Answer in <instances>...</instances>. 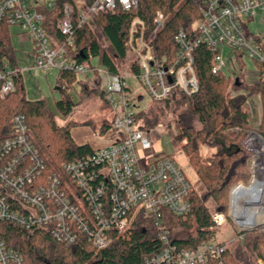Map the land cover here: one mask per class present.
Masks as SVG:
<instances>
[{"label":"built area","instance_id":"obj_1","mask_svg":"<svg viewBox=\"0 0 264 264\" xmlns=\"http://www.w3.org/2000/svg\"><path fill=\"white\" fill-rule=\"evenodd\" d=\"M192 1L200 3V17L192 24L197 35L191 37L182 28L175 32L173 41L178 52L171 64L156 56L152 45L144 39L143 21L139 18L131 21L127 47L139 72L123 76L93 64L92 60L79 62L68 54V48L74 44L71 5L65 4L59 23L66 40L54 45L44 29V13L39 9V5L51 9L52 1L0 0V24L18 27L26 34L32 43L33 67L43 72L70 71L77 80L93 86L97 76L112 112L105 143L93 145L92 153L80 159L51 166L49 170V156L38 146L24 116L15 115L10 134L0 138V221L8 220L29 230L45 228L64 244H71L83 235L95 248L102 249L109 244L112 231L124 234L131 221L140 217L150 222L162 244L157 253L145 259V264H207L210 259L221 260L228 249L226 241L211 238L195 249L179 248L171 241L162 209L175 216L187 215L191 211L189 197L195 187L172 156L155 150L157 132L139 126L132 103L136 95L126 81V77L134 78L155 101L169 98L174 90L187 95L197 92L199 81L193 50L199 44L217 52L213 73L226 70L228 54H224V49L232 58L238 54L264 62V29L252 32L248 25L261 16L264 26V0ZM137 4L138 0H93L80 9L79 25L90 23L98 12H113L117 7L132 10ZM164 22L165 16L157 11L153 36ZM25 69L12 65L6 56L0 59V98L15 91V77ZM231 76L234 80L235 76ZM263 79L264 75L261 77L264 82ZM249 110L246 108V113ZM242 144L251 152L246 161L250 177L231 186L229 210L233 188L239 183L247 185L256 175L260 184L246 195L241 210L250 214L254 206L255 212L264 214V137L251 128ZM211 217L216 227L227 223L222 212L217 211ZM234 228L240 240L241 231L263 229L264 218L243 229L234 222ZM0 264H24L22 255L1 236Z\"/></svg>","mask_w":264,"mask_h":264},{"label":"trees","instance_id":"obj_2","mask_svg":"<svg viewBox=\"0 0 264 264\" xmlns=\"http://www.w3.org/2000/svg\"><path fill=\"white\" fill-rule=\"evenodd\" d=\"M51 9H39L44 13V29L54 45L66 40L59 30V23L64 17V6H72V23L74 28V44L68 48V54L79 62L96 60V65L108 68L111 73H118L113 57L122 60L129 52L127 40L131 21L139 18L144 23V39L149 41L153 52L160 58H165L168 64L177 57V46L173 41L175 32L182 28L191 37L197 35L192 24L200 17V3L192 0H138L137 7L123 10L117 7L113 12L104 11L95 14L88 24L79 25L78 14L81 8L89 6L93 0H52ZM160 11L165 16L161 29L153 36L154 18ZM95 26V29L91 26ZM7 23L0 24V59L9 58L12 65H18L11 45L10 30ZM100 37L109 42L111 55ZM217 52L199 44L193 50V65L199 81L198 91L187 95L174 90L172 95L163 100L155 101L164 106L173 105L180 112L176 121L180 125V140H185L182 149L188 162L198 178L206 187V195L213 198L220 211L226 212L228 191L237 181H248L250 173L246 161L251 152L242 144L251 123L248 114L242 109L247 97L259 94L261 98L262 117L257 131L264 137V62H256L260 79L255 84H242L240 80L243 70L236 75L238 82L233 80L232 86L237 91H244L227 97L226 91L230 85L231 75L224 72H212L214 58ZM238 68H244L243 59L234 54ZM131 73L137 74L139 67L136 61L129 64ZM96 75V73H95ZM95 85L89 92L97 96L109 108L105 93L99 88V79L94 76ZM15 91L8 97L0 98V138L11 132V124L15 115L24 116L28 128L43 151L49 156L51 166H60L63 162H71L92 153L88 144H77L70 134V129L78 125H90L88 121H67L59 124L55 113L47 108L44 98L28 99L25 94L22 73L15 77ZM232 82V80H231ZM81 85L78 90L79 101L74 102L68 91L75 85ZM56 87L60 98L55 101L57 111L66 118L73 107L84 100L85 83L77 80L75 73L58 72ZM143 112L135 115L141 118ZM144 120H148L144 118ZM141 120L140 127L146 128ZM146 122V121H145ZM195 123L200 125L199 128ZM109 121L102 122L99 130L105 132ZM237 132L229 134V130ZM200 146L215 151L202 158ZM191 211L185 216H175L166 208L162 209L170 227V239L179 248L195 249L202 241L213 238L211 227L214 222L203 204V198L194 192L189 197ZM176 229L190 230L193 233L185 236L176 234ZM240 246L226 250L221 260L210 259L207 264H258L264 262V228L241 231ZM0 236L6 243L17 250L23 257L24 264H145V259L157 253L162 244L156 231L146 219L137 217L131 221V227L124 234L110 233L109 244L102 249L95 248L83 235H79L71 244L60 243L45 228L25 229L8 220L0 221ZM247 252V253H246Z\"/></svg>","mask_w":264,"mask_h":264},{"label":"rangeland","instance_id":"obj_3","mask_svg":"<svg viewBox=\"0 0 264 264\" xmlns=\"http://www.w3.org/2000/svg\"><path fill=\"white\" fill-rule=\"evenodd\" d=\"M39 3L48 2L52 0H37ZM76 3L80 4L81 0H75ZM91 22V20H90ZM249 29L252 32H256L257 30L263 31V21L261 16H257L255 21L250 22ZM91 26L95 29V26L91 23ZM10 38H11V45L13 47L14 55L17 60V64L19 67H29L28 70L22 71L23 83L25 94L28 99H39L44 98L46 101L47 108L55 113L57 122L59 124H63L67 121H76V122H83L88 121L90 123V128L92 131L96 132L95 137L92 140V144H100L101 142H106L107 133L109 132H102L99 130L104 119L111 120L112 112L107 108V106L101 101V99L97 96V93H90L89 88L94 87L93 85L85 83L86 87V94L84 95V100L79 102L75 105L70 112V114L64 118L56 109L55 101L60 98V93L56 88V78L57 72L54 70H50L49 72H43L36 68H32L33 58L30 53L32 48V43L29 38L26 36L25 33L21 32L18 27H10ZM101 42L107 47L110 55L111 49L109 48V42L106 38L100 37ZM231 55V54H230ZM227 57V66L222 71L225 74L233 73L238 74L239 68L238 65L234 62H230L229 55H225ZM134 59V55L131 52H128L126 57L122 60H117L113 57V61L117 65L118 73L123 76H129V64ZM92 63L95 64L96 62L92 60ZM244 68L246 73H252V70L256 69L255 62L246 58H243ZM96 65V64H95ZM230 75V74H229ZM232 80V82H231ZM242 84H247L244 76L242 75L241 79ZM264 80V79H263ZM126 81L129 85H131L134 93L135 98L133 99V108L136 112H143L142 119H137L139 123L141 120L143 121L144 118L148 120H144L143 123L145 124V129H151L152 131H156L159 135L158 139L154 142V148L157 151L164 152L166 155H170L174 158L175 162L179 165L182 172L185 174L187 179L194 185L197 197L203 198V204L206 207L210 216H212L215 212H222L218 209L216 202L213 200L212 197L206 195V187L203 182L198 178L197 174L195 173L194 169L188 162L187 156L185 155L182 146L186 142L185 140H180L179 134L181 132L180 125L176 121V115L180 112V110H176L173 105L171 106H164L161 103H156L151 100L141 89L138 85L137 81L134 78L127 77ZM233 79L231 76L230 85L226 91V96L230 97L236 95L238 93H244V91H237L232 86ZM241 83V82H240ZM255 84V83H254ZM81 85H75L71 88V91H68L69 95L72 97L74 102H78V90L80 89ZM78 88V89H77ZM254 95V94H252ZM249 95L247 98H249ZM247 100V99H246ZM250 104L246 103L243 104V110L246 108L250 109ZM244 110V111H245ZM246 112V111H245ZM146 121V122H145ZM79 126V125H78ZM197 128L200 127L198 123H195ZM259 126V125H258ZM258 126L254 127L251 125V128L258 129ZM229 134L237 132L234 129H230ZM33 134V133H32ZM155 135V134H154ZM34 136V135H33ZM35 138V137H34ZM36 140V139H35ZM37 142V141H36ZM38 146L42 149L40 144L37 142ZM199 154L202 158H206L207 156L211 155L215 149H208L205 146H200ZM43 150V149H42ZM45 153V152H44ZM248 170V169H247ZM238 182V181H237ZM244 182V181H243ZM236 183V182H235ZM234 183V184H235ZM233 185V184H232ZM231 185V186H232ZM231 188V187H230ZM230 189L228 191V205L226 212H222L226 219L227 223L223 226L213 225L211 230L214 233L213 239L216 241H226L228 244V250L236 249L240 246L241 242L237 238V231L234 228V221L231 218L230 210H229V202H230ZM212 218V217H211ZM213 220V219H212ZM176 234L185 236L187 234L193 233V229L184 230V229H176L174 231ZM247 253V252H246ZM264 264L263 260L258 259L257 263Z\"/></svg>","mask_w":264,"mask_h":264},{"label":"crops","instance_id":"obj_4","mask_svg":"<svg viewBox=\"0 0 264 264\" xmlns=\"http://www.w3.org/2000/svg\"><path fill=\"white\" fill-rule=\"evenodd\" d=\"M10 27H13V26H9V28ZM256 32H259V30H257ZM223 52H224V54H228L229 56H232V55L229 54V51L227 49H224ZM30 53H31V50H30ZM231 61L236 64L235 59L232 58V57H230V62ZM25 68H26L25 70H28L29 67H25ZM32 68H34L33 64L31 66V69ZM25 70H23V71H25ZM242 70H243L244 79L246 80L247 84H254V83L259 81L260 75H259V71H258L257 67H256V69L252 70V73H250V74L246 73L245 68H243L241 70L239 69V71H242ZM225 71H227V70H225ZM229 74L231 75L233 73H229ZM129 75H131L130 70H129ZM233 76H235V78H236V74H233ZM57 77H58V72H57ZM56 80H57V78H56ZM69 91H71V90H69ZM246 103L250 104V106H251L249 112H247L248 113V118H249V121H250L251 125L254 126V127L258 126L260 124L261 117H262V106H261L260 95L259 94H254V95L250 96L249 98H247ZM105 120H107V119H105ZM70 134H71V137L73 138V140L75 141V143H77V144H88L91 147H93V145L94 146L98 145V144H95V143L94 144L90 143V142H92V140H94L93 138L95 137L96 132L92 131V129L90 128L89 125L85 124V125L73 126L70 129ZM103 143L104 142H101L100 144H103Z\"/></svg>","mask_w":264,"mask_h":264},{"label":"bare ground","instance_id":"obj_5","mask_svg":"<svg viewBox=\"0 0 264 264\" xmlns=\"http://www.w3.org/2000/svg\"><path fill=\"white\" fill-rule=\"evenodd\" d=\"M256 178V175H254L250 183L247 185L239 183L232 190L230 215L236 226L241 229L255 226L264 218L262 217L264 214L253 210L254 206H252L250 214L244 213L241 210L242 202L246 198V195L253 191L257 184H260Z\"/></svg>","mask_w":264,"mask_h":264},{"label":"water","instance_id":"obj_6","mask_svg":"<svg viewBox=\"0 0 264 264\" xmlns=\"http://www.w3.org/2000/svg\"><path fill=\"white\" fill-rule=\"evenodd\" d=\"M169 81H171L170 78H169ZM235 83H236V84H240V82H238V78H237V77L235 78Z\"/></svg>","mask_w":264,"mask_h":264}]
</instances>
